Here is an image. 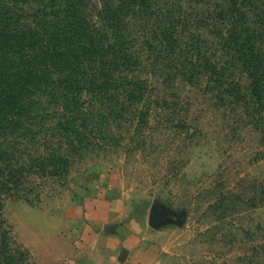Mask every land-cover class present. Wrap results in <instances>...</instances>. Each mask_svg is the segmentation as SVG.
<instances>
[{
    "label": "rangeland",
    "instance_id": "rangeland-1",
    "mask_svg": "<svg viewBox=\"0 0 264 264\" xmlns=\"http://www.w3.org/2000/svg\"><path fill=\"white\" fill-rule=\"evenodd\" d=\"M184 7L205 15V4ZM128 21L137 74L156 95L126 102L109 138L86 140L62 174L4 197L0 264H264L259 132L202 89L164 84L157 52Z\"/></svg>",
    "mask_w": 264,
    "mask_h": 264
},
{
    "label": "trees",
    "instance_id": "trees-1",
    "mask_svg": "<svg viewBox=\"0 0 264 264\" xmlns=\"http://www.w3.org/2000/svg\"><path fill=\"white\" fill-rule=\"evenodd\" d=\"M186 1L205 4V15L185 9ZM98 2L0 0L1 253L4 197L29 195L35 180L62 174L86 140L109 138L126 102L156 95L137 74L144 66L129 18L157 52L164 84L184 80L240 111L264 152V0Z\"/></svg>",
    "mask_w": 264,
    "mask_h": 264
}]
</instances>
